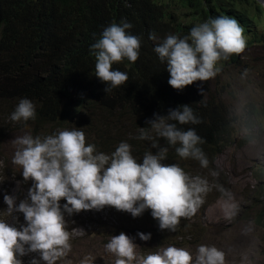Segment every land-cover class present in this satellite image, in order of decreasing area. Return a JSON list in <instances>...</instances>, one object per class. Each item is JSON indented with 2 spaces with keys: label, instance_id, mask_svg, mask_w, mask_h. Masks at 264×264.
I'll list each match as a JSON object with an SVG mask.
<instances>
[{
  "label": "clouds",
  "instance_id": "obj_1",
  "mask_svg": "<svg viewBox=\"0 0 264 264\" xmlns=\"http://www.w3.org/2000/svg\"><path fill=\"white\" fill-rule=\"evenodd\" d=\"M256 1L264 9V0ZM256 11L262 19L264 13L260 8ZM201 13V17H193L191 29L183 37L171 33L158 37L150 33L149 50L144 52L141 38L133 31L131 23L124 20L111 23L89 49L90 55L95 57L92 81L105 92L127 86L131 80L129 72L135 65L156 55L161 63V86L168 82L172 88L182 90L185 86L195 85V81L204 84L220 72L222 76L226 66L243 61L253 46L264 47L260 42L248 43V31L242 28L235 14L216 13L213 8H209L208 14L203 10ZM97 85L88 88V112L99 105V99L92 91ZM195 89L203 96V87L195 85ZM77 102L74 100L72 109L64 116L69 125L59 127L56 133L54 129L43 137L26 133L15 138L17 148L12 163L22 169L23 180L31 179L32 185L18 203L15 195L3 197L8 216L15 219L14 212L23 213L25 223L17 227L12 221L0 219V264H22L18 257L29 253L38 255L30 260V264H41V261L58 264L71 251V234L64 214L72 215L81 210H101L111 206L138 217L150 209L161 230L174 232L182 218H191L199 211L212 190L208 179L198 171H185L177 163H162L171 146L180 158L195 160L203 169L209 167V159L200 147L204 140L193 128L180 127L202 122L189 104L170 108L167 115L154 113V118L146 121L147 126L140 128L137 138L149 141L151 148L157 151L145 152L138 161L127 142H120L111 154L98 152L95 144L86 145L85 133L77 128V124L85 117L87 108L84 102L81 105ZM246 108V97L244 100L238 98L229 110V122L233 126L239 124L240 132L235 135L241 134L242 140L255 149V159L264 164V140L249 122ZM35 116L34 103L21 98L10 118L28 121ZM260 128L264 130V123ZM161 138L167 146L159 143ZM231 144L217 153L214 162ZM213 175L219 173L213 172ZM217 188L227 195L222 186ZM62 198L66 202L61 206ZM255 198L256 195L252 203ZM252 203L250 212L254 210ZM239 210V205L233 204L226 219L233 220ZM254 223L264 232V227ZM137 235L143 241L151 237L150 233L138 232ZM137 246L133 238L121 232L111 236L105 247L116 257L115 264H226L225 252L214 245H199L194 255L169 245L139 256Z\"/></svg>",
  "mask_w": 264,
  "mask_h": 264
},
{
  "label": "trees",
  "instance_id": "obj_2",
  "mask_svg": "<svg viewBox=\"0 0 264 264\" xmlns=\"http://www.w3.org/2000/svg\"><path fill=\"white\" fill-rule=\"evenodd\" d=\"M209 8L216 13L235 14L242 28L248 31V43L264 45V17L260 19V13L256 11L260 8L264 13V9L256 0H0V138L7 135V119L19 99L31 100L36 111L35 119L20 121V124L27 123L32 133L39 131L41 137L69 125L64 116L72 109L68 102L73 99L79 105L84 102L87 108L80 126L86 132L88 143L95 144L98 152L111 154L120 142H127L139 161L145 152L155 153L157 149L151 148L149 141L138 139L139 132L134 136L132 127L136 124L146 127V121L153 119L154 113L167 115L170 108L189 104L202 122L180 127L185 130L193 128L204 140L200 147L210 162L208 172L212 175L213 172L219 173L210 180L215 185H225L224 189H227V176L216 170L214 157L232 143L240 126L229 122V110L221 102L220 95L226 88L220 78L221 72L219 80L216 76L204 83L203 96L194 91L198 90L193 84L182 90L172 88L168 82L161 86V63L156 55L149 56V60L141 65H135L129 72L131 80L127 86L105 92L91 79L94 77L95 57L90 55V46L111 23H120L121 20L131 23L133 31L141 38L144 52L149 50L150 33L158 37L167 33L183 37L189 33L193 17H201L202 10L208 14ZM212 81H216L213 90L209 86ZM94 85L97 87L92 91L98 97L99 105L88 112V88ZM250 110L255 116L259 113L255 107ZM46 123L48 129L42 127ZM252 124L258 127L256 123ZM159 143L167 146L163 138ZM162 163H177L185 171L196 170L209 179L203 173L207 169L201 168L195 160L180 158L174 147H168L167 159ZM253 176L259 187L252 203L254 210L250 213L254 221L264 227V164L256 166ZM29 182L31 186L32 180ZM211 188L199 211L191 218H182L174 232L161 230L150 209L137 217L140 228L149 231L154 227L157 236L155 251L162 244L177 243V238L191 239L195 225L196 231H200L196 219H200L202 207L223 195L217 186ZM127 213L120 215V223L127 221ZM148 219L153 226L144 222ZM169 234L174 239L167 240ZM149 242L150 239L142 247L143 255H146L145 245ZM261 253L264 264V247Z\"/></svg>",
  "mask_w": 264,
  "mask_h": 264
},
{
  "label": "rangeland",
  "instance_id": "obj_3",
  "mask_svg": "<svg viewBox=\"0 0 264 264\" xmlns=\"http://www.w3.org/2000/svg\"><path fill=\"white\" fill-rule=\"evenodd\" d=\"M220 78L226 84L225 90L220 95L222 104L230 110L237 103L238 98L244 100L246 97L248 120L250 123L257 124L258 127L255 126L254 130L259 131L264 140V130L260 128L261 123H264V47L253 46L243 61L226 66ZM194 83L198 88L204 87L202 81ZM219 84L220 81L217 87ZM209 86L212 90L215 89L216 81H212ZM216 99L219 98L216 97ZM73 103L74 101H70L68 104L72 107ZM254 107L259 110L257 116L250 110ZM80 124L82 123H78L77 128L86 133ZM42 127L48 129L49 124L46 123ZM141 127L140 124L132 127V134L135 136ZM5 130L7 135L0 138V219L12 221L19 227L25 223L23 213L14 212L15 219H12L7 214V205L3 200L4 195H15L18 203L20 199L25 198L27 189L31 187L30 179L25 182L22 169L12 163V157L17 148L14 141L15 138L26 133L33 137L41 136V132L32 134V129L27 123L20 124V121H12L11 118L7 119ZM87 144L88 141H86ZM258 163L255 159V149L242 140L241 134L236 135L231 146L226 147L213 163L217 171L227 176V195L223 193L202 207L203 213H200V219H196L201 229L196 231L195 225L193 227L195 233L191 239L177 238V243L162 244L156 251L172 245L186 249L194 255L199 245H214L225 252L226 264H262L261 249L264 246V232L254 223L249 209L258 187V182L253 176V170ZM203 173L209 178L211 187L218 186L210 180L213 175L208 172V169ZM65 202L62 198L61 206ZM233 204L239 205L240 210L237 216L229 221L226 217ZM122 213L124 215V211H118L111 206H105L101 210H81L72 215L65 213L71 234V251L58 264H115L116 257L109 253L105 246L111 236L119 235L121 232L133 238V242L138 245L136 248L138 256L142 255V247L146 241L141 240L137 233L151 232L150 242L145 245L144 252L145 254L156 252L154 245L157 236L154 233V227H151L149 231L140 228L137 217L132 218L130 213H127V221L124 224L120 223ZM144 222L153 226L150 219ZM246 229L247 234H245ZM164 234L168 235V233ZM171 239H174V236L169 234L167 240ZM161 240L163 241L162 238ZM33 257L38 258L37 253H29L18 258L22 260V264H30ZM41 264H43L42 261Z\"/></svg>",
  "mask_w": 264,
  "mask_h": 264
}]
</instances>
